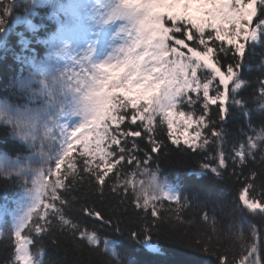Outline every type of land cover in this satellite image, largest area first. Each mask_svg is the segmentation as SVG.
Segmentation results:
<instances>
[{"label": "snow or ice", "instance_id": "snow-or-ice-1", "mask_svg": "<svg viewBox=\"0 0 264 264\" xmlns=\"http://www.w3.org/2000/svg\"><path fill=\"white\" fill-rule=\"evenodd\" d=\"M45 4L59 25L47 41L48 57L33 59V70L0 99V135L18 141L15 155L0 153V182L21 193L18 207L0 206V237L10 236L11 264H47L41 241L55 232L103 245L105 264H124L118 235L125 232L129 241L159 251L153 235L165 202L190 206L194 199L185 195L191 188L161 175L166 149L198 158L189 172L192 186L196 177L218 178L231 169L243 184V208L264 214V193L250 196L251 177L243 171L257 153L264 160V122L253 127L249 121L255 135L226 151V131L222 125L217 131L210 115L213 107L221 121L233 107L251 112L240 91L252 81L241 72L257 67L248 57L264 46V0H0V34L12 30L14 14L16 23L35 28L29 16ZM258 70L264 76V59ZM260 76L254 102L264 111ZM87 181L101 196L112 181L121 204L130 202L141 223L122 228L116 209L88 205L81 213L99 228L82 230L66 218L71 194ZM252 233L238 260L221 254L215 264H264L260 235L255 227Z\"/></svg>", "mask_w": 264, "mask_h": 264}, {"label": "trees", "instance_id": "trees-1", "mask_svg": "<svg viewBox=\"0 0 264 264\" xmlns=\"http://www.w3.org/2000/svg\"><path fill=\"white\" fill-rule=\"evenodd\" d=\"M50 8L45 4L42 9H37L35 15L29 16L36 25L34 33L43 40L53 34L51 30L57 24L52 15L53 10L51 12ZM22 26L20 28L12 26V30L6 36L0 34V54L4 52V59L0 58V99L5 97L6 91L16 79L14 75L16 63L12 57L23 53L30 54V46L29 50L27 48L22 50L18 44L21 35L18 33L19 29L30 38V43L35 38L34 33L28 34ZM32 45L33 43L31 47L34 48ZM262 59H264V46H257L254 54L248 57V62L257 67H245L241 72L245 80L252 81L251 86L244 87L240 91V96L248 101L250 114L247 116L242 114L237 106L232 108L231 115L225 121H221L215 107L210 113L212 121L218 125L217 131L221 130V125L226 131V151H231L232 145L244 141L246 136L255 135L249 130V121L253 127L264 122V111H260L254 102L255 89L258 88L255 81L256 77L260 76L258 65ZM260 78L264 79V76ZM16 143L18 141H15L10 134L7 137L0 135V151L15 154L12 148ZM143 146L142 144L141 147ZM166 151L168 155L159 161L161 175L186 189L191 188V193L185 191V195L191 194L194 199L190 202V206L184 202L182 206L165 202L161 210L162 219L159 222V228L154 230L153 235V243L160 250L158 253L129 241L126 232L124 235H118L124 264H189L190 261L199 259L205 260L206 264H215L217 257L221 254H226L230 261L234 262L244 254L247 245L255 239L252 233L253 227L260 235V240L257 242L264 256V214L252 213L243 208L238 199L243 184L231 174V169L218 178L196 177V184L192 186L193 178L189 172L198 158L183 157L173 149H166ZM243 171L244 176L251 177L249 183L253 185V189L250 196L261 199V194L264 193V160L261 155L257 153L256 160L249 161ZM252 172L256 173L254 177ZM244 176L240 177V181H243ZM138 179L146 178L138 177ZM112 183L109 181L106 184L102 196L98 193L94 182L87 181L83 185H78L77 190L71 194L70 199H74L66 210V218L73 219L82 230L92 231L99 228L100 225L95 219L81 213V209L88 205L102 212H112L116 209L120 213L122 228L140 224L139 215L132 208L131 203L121 204L123 197L119 191L111 189ZM18 193L20 192L14 186L6 187L0 182V206L5 202L10 206L12 197ZM222 202L223 206H221ZM205 213H207V219H205ZM8 220L10 222L11 217H8ZM231 224H235L233 229H230ZM106 232L107 230L99 234L104 236ZM41 242L45 247L43 259L47 264H105L107 260L103 254V245L99 248L89 246L84 241H74L70 235L62 232H55L52 237H44ZM204 248L208 250L204 251ZM13 260L14 249L10 236L0 237V264L5 262L11 264Z\"/></svg>", "mask_w": 264, "mask_h": 264}, {"label": "rangeland", "instance_id": "rangeland-1", "mask_svg": "<svg viewBox=\"0 0 264 264\" xmlns=\"http://www.w3.org/2000/svg\"><path fill=\"white\" fill-rule=\"evenodd\" d=\"M81 2H82V1H81ZM223 205H224V203L222 202V203H221V206H223ZM234 225H235V224H231V225H230V229H233Z\"/></svg>", "mask_w": 264, "mask_h": 264}]
</instances>
